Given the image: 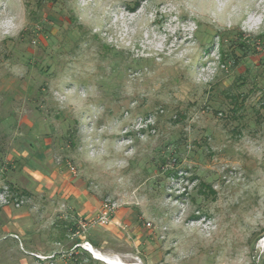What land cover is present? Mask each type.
<instances>
[{
	"label": "rangeland",
	"instance_id": "374dc122",
	"mask_svg": "<svg viewBox=\"0 0 264 264\" xmlns=\"http://www.w3.org/2000/svg\"><path fill=\"white\" fill-rule=\"evenodd\" d=\"M61 167L127 224L49 205ZM0 222L30 264H264V0H0Z\"/></svg>",
	"mask_w": 264,
	"mask_h": 264
},
{
	"label": "crops",
	"instance_id": "0c3cea01",
	"mask_svg": "<svg viewBox=\"0 0 264 264\" xmlns=\"http://www.w3.org/2000/svg\"><path fill=\"white\" fill-rule=\"evenodd\" d=\"M43 176L40 190L45 195L49 205H60L65 209L64 214L74 215V217L82 216L85 221H90L98 215L100 202L78 181L74 171L61 167L43 174ZM125 215L124 210H119L111 225L122 226V224H127ZM111 225L108 227V232H113ZM21 226L4 225L0 222V264H30L28 257L24 256V252H33V250L27 249L30 245L28 240L32 230L23 229ZM14 234L19 237V243L11 237ZM87 242L93 247L95 239L88 236ZM23 243L26 247H23ZM5 255H10L11 261H5Z\"/></svg>",
	"mask_w": 264,
	"mask_h": 264
},
{
	"label": "built area",
	"instance_id": "2783aa9c",
	"mask_svg": "<svg viewBox=\"0 0 264 264\" xmlns=\"http://www.w3.org/2000/svg\"><path fill=\"white\" fill-rule=\"evenodd\" d=\"M117 205L114 201H111L109 199H105L101 205V209L98 213V215L92 220L90 221L88 224H85L84 226H82L83 228H92L94 226H101V227H105L107 225H109L111 223V218L112 215L114 213V211L116 210ZM11 237H13L14 239H18V237L16 235H11ZM83 250L86 249V246H89L88 242H83L80 245ZM37 259L43 261L46 260L47 257H36Z\"/></svg>",
	"mask_w": 264,
	"mask_h": 264
},
{
	"label": "bare ground",
	"instance_id": "6f19581e",
	"mask_svg": "<svg viewBox=\"0 0 264 264\" xmlns=\"http://www.w3.org/2000/svg\"><path fill=\"white\" fill-rule=\"evenodd\" d=\"M211 1V0H209ZM227 2V1H226ZM206 5V4H205ZM216 5V4H215ZM196 7V6H195ZM207 7V6H206ZM202 9V8H200ZM233 9V8H232ZM201 11V10H200ZM229 11V10H228ZM203 13V12H202ZM228 13V12H227ZM203 16V14H202ZM230 18V17H229ZM241 18V17H240ZM263 244H264V239H263ZM94 259H96L97 261H100L102 263H105V264H125L123 263L121 260L119 259H116V258H112V257H109V256H106L104 254H102L101 252L95 250L92 246H86V249H85Z\"/></svg>",
	"mask_w": 264,
	"mask_h": 264
}]
</instances>
